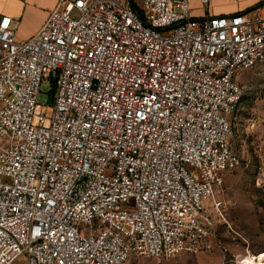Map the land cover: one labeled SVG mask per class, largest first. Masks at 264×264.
Masks as SVG:
<instances>
[{"label": "built area", "instance_id": "1", "mask_svg": "<svg viewBox=\"0 0 264 264\" xmlns=\"http://www.w3.org/2000/svg\"><path fill=\"white\" fill-rule=\"evenodd\" d=\"M14 21L0 22V264L214 249L205 211L240 164L232 118L240 74L264 63V0L200 18L190 0H59L27 40Z\"/></svg>", "mask_w": 264, "mask_h": 264}, {"label": "rangeland", "instance_id": "2", "mask_svg": "<svg viewBox=\"0 0 264 264\" xmlns=\"http://www.w3.org/2000/svg\"><path fill=\"white\" fill-rule=\"evenodd\" d=\"M135 1L139 6L143 3ZM255 1L218 0V4H232L241 9L255 7ZM191 8L200 13L207 6L191 0ZM238 80L245 97L232 118L231 146L240 164L225 175L217 196V201L223 204L221 209L217 210L211 202L205 211L216 233L214 249L183 253L161 263L132 255L131 264H249L253 257L264 253V63L243 71ZM50 90V85L42 86L40 103L50 105ZM48 110L51 115V108ZM13 264H27V258L21 256Z\"/></svg>", "mask_w": 264, "mask_h": 264}, {"label": "crops", "instance_id": "3", "mask_svg": "<svg viewBox=\"0 0 264 264\" xmlns=\"http://www.w3.org/2000/svg\"><path fill=\"white\" fill-rule=\"evenodd\" d=\"M199 1L202 3L201 0ZM260 1L261 0H256L253 4L256 6ZM58 4L59 0H0V22L4 17L11 16L15 19L13 25L16 28V38L18 40H27L32 38L42 29L47 22L50 13L58 6ZM211 4H213V6ZM252 6L253 5L239 9L232 4H218V0H213L206 10L197 13L191 8V13L195 18H200L205 15H230L246 11L253 8Z\"/></svg>", "mask_w": 264, "mask_h": 264}, {"label": "bare ground", "instance_id": "4", "mask_svg": "<svg viewBox=\"0 0 264 264\" xmlns=\"http://www.w3.org/2000/svg\"><path fill=\"white\" fill-rule=\"evenodd\" d=\"M249 264H264V253H262L258 258L253 257Z\"/></svg>", "mask_w": 264, "mask_h": 264}, {"label": "water", "instance_id": "5", "mask_svg": "<svg viewBox=\"0 0 264 264\" xmlns=\"http://www.w3.org/2000/svg\"><path fill=\"white\" fill-rule=\"evenodd\" d=\"M138 11H139L140 14H142V11L139 8H138Z\"/></svg>", "mask_w": 264, "mask_h": 264}]
</instances>
